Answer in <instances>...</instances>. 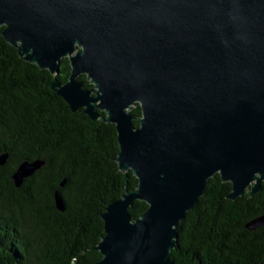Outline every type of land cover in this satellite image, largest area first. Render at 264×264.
<instances>
[{"label": "water", "instance_id": "1", "mask_svg": "<svg viewBox=\"0 0 264 264\" xmlns=\"http://www.w3.org/2000/svg\"><path fill=\"white\" fill-rule=\"evenodd\" d=\"M2 27L22 59L53 76L68 58L69 81L56 78L54 92L116 126L126 183L102 216L98 264H174L179 225L217 174L232 201L261 191L264 0H0ZM42 165L23 163L16 186ZM136 201L148 205L138 220ZM261 226L264 217L248 229Z\"/></svg>", "mask_w": 264, "mask_h": 264}, {"label": "trees", "instance_id": "2", "mask_svg": "<svg viewBox=\"0 0 264 264\" xmlns=\"http://www.w3.org/2000/svg\"><path fill=\"white\" fill-rule=\"evenodd\" d=\"M0 28V264H98L94 250L105 236L102 216L122 197L126 183L115 159L120 152L116 126L74 113L52 89L71 75L68 58L56 77L22 59ZM85 87L93 85L86 76ZM141 116V108L132 111ZM101 115H104L101 112ZM136 127L139 121H134ZM40 161L36 176L16 187L14 175L25 163ZM129 191L138 179L129 173ZM25 184L34 190L24 189ZM27 185V186H28ZM219 174L179 225L174 264H264V226L248 229L264 217L261 191L236 201ZM27 197L23 200L20 194ZM65 203L59 210L56 197ZM148 205L136 201L130 215L138 220Z\"/></svg>", "mask_w": 264, "mask_h": 264}, {"label": "flooded vegetation", "instance_id": "3", "mask_svg": "<svg viewBox=\"0 0 264 264\" xmlns=\"http://www.w3.org/2000/svg\"><path fill=\"white\" fill-rule=\"evenodd\" d=\"M100 114H101V112H100ZM104 115H105V113H104ZM33 176H36L35 174L33 175ZM33 176H31V177H33ZM29 179V178H28ZM25 183V181H23V183L21 184V186L23 185ZM16 185V184H15ZM28 184H25V186H24V189L26 188L27 190H34V188H33V186H32V184L31 185H28ZM20 186V187H21ZM17 187V186H16ZM20 197L23 199V200H26L27 199V197L25 196V194H23V192L20 194Z\"/></svg>", "mask_w": 264, "mask_h": 264}]
</instances>
